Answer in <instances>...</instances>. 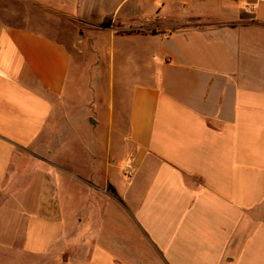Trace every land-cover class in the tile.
<instances>
[{
    "label": "crops",
    "instance_id": "crops-1",
    "mask_svg": "<svg viewBox=\"0 0 264 264\" xmlns=\"http://www.w3.org/2000/svg\"><path fill=\"white\" fill-rule=\"evenodd\" d=\"M11 2L0 264H264V0Z\"/></svg>",
    "mask_w": 264,
    "mask_h": 264
},
{
    "label": "rangeland",
    "instance_id": "rangeland-1",
    "mask_svg": "<svg viewBox=\"0 0 264 264\" xmlns=\"http://www.w3.org/2000/svg\"><path fill=\"white\" fill-rule=\"evenodd\" d=\"M9 11L11 13L8 14V19L5 17V15H1V21H3L4 19L6 20H9L10 22H16L18 19L22 18L24 19L25 21L26 20H29L32 18V13L30 11V9H24L23 7L19 6L18 4H16L15 2H11V4H9ZM35 17H39L38 19V22L43 25V28L46 29L45 26L48 25V19H50L49 15L46 14V13H38L35 15ZM37 27H35L36 29H41V31H45L44 29H42V27H39V25H36ZM47 32V29L46 31ZM80 79H77V83H79ZM105 93H107V88H106V91ZM89 97V96H88ZM73 98L74 95H73ZM80 98V97H79ZM78 98V96L75 98V99H71V102H72V105H79V102H80V99ZM106 98V102H105V106L107 105V94L104 95V99ZM71 105V106H72ZM74 109V108H73ZM115 124L118 123L119 121V118L117 117L116 115V112H117V94H115ZM122 115V114H121ZM102 117V116H101ZM103 117H105V114H103ZM93 120L95 121V119L93 118ZM122 122L120 123V125H113V126H96V125H93L92 127L90 126H73L71 127V132H72V135H89L91 133H93L94 135H100L102 137H104L106 139V137L109 139V141L111 140L112 142V145L113 146H116V144L119 142V140L122 141V134H125L126 131H127V127L126 125L123 124V120H121ZM96 122V121H95ZM63 130L64 127H59ZM73 143V153H75V161L77 162V164L80 163V158H81V149L80 147L78 146V141L76 138L73 139L72 141ZM90 144V143H89ZM106 144V143H104ZM117 150L113 151V153H115L116 151L118 152L119 148L116 147ZM119 162H121V160H119ZM120 166L121 163H118ZM126 164H124L122 166V178L124 180H128L130 178H128L126 175H125V172H124V167H125ZM23 179L21 180L22 182H31L34 180L33 178V175H23ZM38 178H36L35 181H37ZM9 211V210H8ZM28 260V259H27ZM25 259V262H30L29 260L27 261Z\"/></svg>",
    "mask_w": 264,
    "mask_h": 264
},
{
    "label": "built area",
    "instance_id": "built-area-1",
    "mask_svg": "<svg viewBox=\"0 0 264 264\" xmlns=\"http://www.w3.org/2000/svg\"><path fill=\"white\" fill-rule=\"evenodd\" d=\"M124 172H125V175L130 178L133 176V173H134V168L131 164H126L125 167H124Z\"/></svg>",
    "mask_w": 264,
    "mask_h": 264
}]
</instances>
